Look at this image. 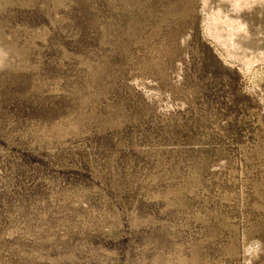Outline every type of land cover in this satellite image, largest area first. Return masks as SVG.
Returning a JSON list of instances; mask_svg holds the SVG:
<instances>
[{
    "label": "rangeland",
    "instance_id": "1",
    "mask_svg": "<svg viewBox=\"0 0 264 264\" xmlns=\"http://www.w3.org/2000/svg\"><path fill=\"white\" fill-rule=\"evenodd\" d=\"M0 264H264V0H0Z\"/></svg>",
    "mask_w": 264,
    "mask_h": 264
},
{
    "label": "bare ground",
    "instance_id": "2",
    "mask_svg": "<svg viewBox=\"0 0 264 264\" xmlns=\"http://www.w3.org/2000/svg\"><path fill=\"white\" fill-rule=\"evenodd\" d=\"M221 2V1H220ZM238 3H240V2H237V1H235V5L234 6H238V5H240V4H238ZM212 15V14H211ZM219 15V14H218ZM216 18V17H215ZM219 19V18H218ZM217 19V20H218ZM220 20V19H219ZM223 20V19H222ZM229 21V20H228ZM217 24V23H216ZM215 23L214 24H212V25H210L208 28H209V30L210 31H212V32H214V34L216 33L218 36H222V34H220V32H219V29H218V26L216 25ZM231 24V23H230ZM238 25V24H237ZM239 27H240V30H241V28L243 27L242 25H239ZM245 28L243 27V30H244ZM234 30V29H233ZM215 34V35H216ZM236 34H238V36H237V38H233V36L235 35L236 36ZM222 38V37H221ZM218 40V39H217ZM219 41V40H218ZM223 41H229V43L230 44H232L233 46H235L236 47V49H238V48H240V47H242L241 49H243L244 47V45H250V43H253L252 42V40L249 38V34L247 33V31H243V32H241L240 34L238 33V32H226V34H225V38H223ZM234 47V48H235ZM246 47V46H245ZM247 64H248V62H247Z\"/></svg>",
    "mask_w": 264,
    "mask_h": 264
}]
</instances>
